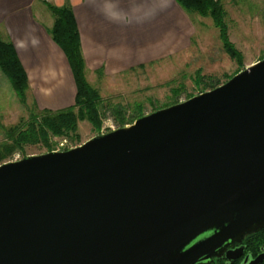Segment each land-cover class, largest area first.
I'll return each instance as SVG.
<instances>
[{"label":"water","instance_id":"obj_1","mask_svg":"<svg viewBox=\"0 0 264 264\" xmlns=\"http://www.w3.org/2000/svg\"><path fill=\"white\" fill-rule=\"evenodd\" d=\"M262 227L264 57L75 147L0 164V264H200Z\"/></svg>","mask_w":264,"mask_h":264},{"label":"rangeland","instance_id":"obj_2","mask_svg":"<svg viewBox=\"0 0 264 264\" xmlns=\"http://www.w3.org/2000/svg\"><path fill=\"white\" fill-rule=\"evenodd\" d=\"M219 1L229 41L240 52V60L227 53L212 18L185 10L194 33L189 47L182 53L109 76L101 70L87 71L84 62L86 78L102 98V124L97 130L87 120L79 121L77 135L72 139H52L55 143L53 150L75 147L95 135L121 127L114 114L118 110L126 118L148 114L223 83L250 62L264 57V0ZM44 10L52 16L47 7ZM26 95L24 105L0 69V138L2 126L27 117L35 109L31 93L27 91ZM44 152H47L44 147L28 146L24 156ZM24 156L16 153L11 160Z\"/></svg>","mask_w":264,"mask_h":264},{"label":"crops","instance_id":"obj_3","mask_svg":"<svg viewBox=\"0 0 264 264\" xmlns=\"http://www.w3.org/2000/svg\"><path fill=\"white\" fill-rule=\"evenodd\" d=\"M45 2L72 7L87 71L101 70L108 76L182 53L194 33L191 20L176 0L149 22L132 25L110 23L88 0H0V37L12 42L28 77V91L40 109L70 106L76 94L68 61L49 33L53 17L44 10ZM144 2L130 0L137 12L143 10ZM29 25L36 29L40 44L22 51L15 40L25 35Z\"/></svg>","mask_w":264,"mask_h":264},{"label":"trees","instance_id":"obj_4","mask_svg":"<svg viewBox=\"0 0 264 264\" xmlns=\"http://www.w3.org/2000/svg\"><path fill=\"white\" fill-rule=\"evenodd\" d=\"M176 1L188 12H195L200 16L212 18L215 27L219 30L220 38L227 53L234 59H241L240 52L229 41L223 19L224 11L219 0ZM45 5L53 16V23L49 29V33L53 41L63 51L73 75L76 86L74 102L70 106L56 110L48 108L40 109L34 102L35 109L30 111L27 117H21L13 124L2 126L0 164L11 160L16 153L24 156L25 149L28 146H41L47 151H52L55 145L52 139L54 137H70L72 139L73 135H77L78 122L81 120H87L97 130L102 124V98L98 90L88 82L85 75L80 37L72 7L68 4L56 6L48 2H45ZM143 66L144 64H139L137 67ZM0 69L10 81L20 102L26 105V94L29 90L26 71L12 42L1 37ZM220 84L212 85L209 89ZM191 96L193 95L187 98ZM114 114L118 117L121 127L132 123L136 118L143 115L138 114L126 118L121 110L114 112Z\"/></svg>","mask_w":264,"mask_h":264},{"label":"clouds","instance_id":"obj_5","mask_svg":"<svg viewBox=\"0 0 264 264\" xmlns=\"http://www.w3.org/2000/svg\"><path fill=\"white\" fill-rule=\"evenodd\" d=\"M88 4L110 23L132 25L149 22L156 14L166 10L171 0H145L143 10L139 12L133 10L130 0H88ZM35 32L36 29L29 25L25 35L16 38V47L22 51L38 47L40 38Z\"/></svg>","mask_w":264,"mask_h":264},{"label":"flooded vegetation","instance_id":"obj_6","mask_svg":"<svg viewBox=\"0 0 264 264\" xmlns=\"http://www.w3.org/2000/svg\"><path fill=\"white\" fill-rule=\"evenodd\" d=\"M257 256H262L258 264H264V227L246 233L242 240L226 246L221 253L200 264H246Z\"/></svg>","mask_w":264,"mask_h":264}]
</instances>
